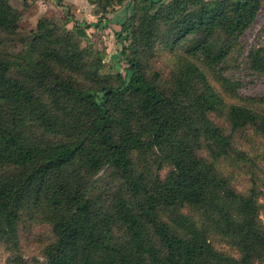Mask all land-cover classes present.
Wrapping results in <instances>:
<instances>
[{
	"label": "trees",
	"instance_id": "trees-1",
	"mask_svg": "<svg viewBox=\"0 0 264 264\" xmlns=\"http://www.w3.org/2000/svg\"><path fill=\"white\" fill-rule=\"evenodd\" d=\"M117 1L122 4L126 0ZM96 2L101 5L100 17L110 16L104 9L110 0ZM130 6L120 25L121 54L126 66L117 72V86L80 87L69 76L65 80L56 76L58 88L84 103L90 112L91 120L82 134L73 132L56 143L31 137L26 129L28 119L49 134L59 132V123L35 95L34 87L11 75L10 61L0 56V168L11 170L0 175L2 231L15 234L19 212L37 184L36 192L48 195L54 213L56 239L46 250L45 264H223L206 238L199 234L186 238L157 220L159 206L182 203L199 205L210 220L216 218L217 226L222 225L225 232L238 239L241 263L249 264L255 257L264 259V231L255 220L253 203L219 178L212 163L195 153L199 147L197 140L205 135L211 140V155L217 159L233 149L230 138L206 118L203 126H198L200 110L193 117L179 109L186 87L183 79H175L173 91L166 95L156 81L145 75L140 58L127 53L133 41L151 50L159 20L163 19L165 24L171 21L168 15L178 14L180 23L173 32L174 40L193 35L189 50L199 54L200 60L218 75L226 93L233 95L236 87L223 75L225 61L239 34L254 19L258 0H198L197 7L196 0H172L157 6L154 13L150 4L135 8L134 0H130ZM188 7L194 8L187 12ZM111 14L112 20H116ZM17 20L18 12L9 0H0V28L15 29ZM74 27L79 26L74 23ZM55 33L50 24L40 21L32 45L39 49L41 45L46 47V53L41 49V59L56 62L68 73L96 82L102 67L100 56L79 49L78 45L63 49ZM80 33L84 35V31ZM252 52V67L264 72V48ZM186 64L204 79L195 64L189 61ZM197 100L205 109L221 102L207 82ZM252 100L256 105H264V94ZM227 115L232 128L254 125L264 134V115L258 111L231 104ZM136 118L147 126L143 132L133 128ZM186 126L191 130V140L184 134ZM164 146L171 169L149 188L144 173L133 171L131 153ZM73 162L82 163V168L91 175L104 167L116 173L122 188L109 206L100 204L101 200L97 203L91 194L92 183L83 181L79 174L68 180L57 173ZM240 215L241 219L234 220ZM111 224L125 228L124 242L112 240Z\"/></svg>",
	"mask_w": 264,
	"mask_h": 264
},
{
	"label": "rangeland",
	"instance_id": "rangeland-1",
	"mask_svg": "<svg viewBox=\"0 0 264 264\" xmlns=\"http://www.w3.org/2000/svg\"><path fill=\"white\" fill-rule=\"evenodd\" d=\"M171 1L134 0V6L138 8L143 4H150L151 13H154L157 6L166 5ZM9 3L18 12L17 27L12 30L0 28V56L10 61L11 75L22 78L34 87L35 95L47 105L59 123V132L49 134L28 119L26 123L28 134L48 143L60 142L62 138L76 131L82 134L91 120L90 112L84 103L58 88L56 76H62V80L69 76L80 87L101 84L117 86V72L126 66V59L121 54L123 39L120 25L124 16L128 14L126 12L130 11V0L122 4L117 0H110L104 8L110 13V16L107 15L110 19L100 17L101 5L96 0H9ZM101 3H104V0ZM193 8L188 7L187 12ZM117 10H120V13H116L117 19L112 20L111 13L118 12ZM66 11L69 19L65 15ZM177 15H168L171 21L165 24L163 19L159 20L161 24L156 30V39L153 40L151 50L146 49L142 43L133 41L127 53L130 52L140 58L145 75L156 81L158 88L166 95L173 91L175 79H183L186 87L178 103L179 109L193 117L197 115V110H200L202 115L197 121L198 126L202 127L203 118H206L228 135L233 149L227 154L214 159L210 152L211 140L205 135L197 140L199 147L195 148V153L204 161L212 163L213 170L219 178L228 182L237 193L253 203L255 220L258 227L264 231V134L254 125L232 128L227 115L231 104L242 105L264 115V105H256L252 100L264 94V72L255 70L251 65L252 51L264 48V0H258L254 19L239 34L225 61L223 75L236 87L233 95L226 93L218 81V75H214L200 60L199 54H192L189 50L193 43V35L174 40L173 32L180 23V17ZM99 19H102L101 22ZM40 21L50 24L56 31L55 37L60 39L59 46L63 49L68 50L78 45L79 49L100 56L102 67L98 71L96 82H89L78 74L68 73L56 62L49 63L41 59V49L46 53V47L41 45L39 49L32 45ZM74 23L79 27H74ZM81 31H84V35L80 33ZM219 39L223 41L222 37ZM187 61L195 64L203 72L204 79L196 70H189ZM205 82L221 98L220 103H215L209 109L201 107L197 100V96L204 91ZM137 118L134 120L133 128L137 132H143L147 126ZM184 134L189 140L193 138L187 126L184 128ZM166 152L164 146L131 153L134 160L133 171L144 173L149 188L153 187L158 178L163 179L171 169L165 159ZM8 173H11L9 168H0V175ZM57 173H61V176L68 180L72 179L74 174H79L83 181L91 182L93 198L97 203L101 200L100 204L106 206H109L117 190L122 188L120 178L109 167H104L91 175L82 168V163L73 162ZM36 190L37 184L33 186L31 195L19 212L15 234H5L0 225V264H45L46 250L56 239L54 213L47 199L48 195L44 191ZM156 218L186 238L196 234L206 238L213 250L223 259L221 260L223 264L224 262L243 264L238 239L225 232L222 225L217 226L216 218L210 220L206 211L199 205L193 203L162 205L156 210ZM241 218L242 215L234 220ZM110 230L113 241H125L126 232L122 225L111 224ZM249 264H264V259L255 257Z\"/></svg>",
	"mask_w": 264,
	"mask_h": 264
},
{
	"label": "crops",
	"instance_id": "crops-1",
	"mask_svg": "<svg viewBox=\"0 0 264 264\" xmlns=\"http://www.w3.org/2000/svg\"><path fill=\"white\" fill-rule=\"evenodd\" d=\"M118 12H115V13H113V15L115 16L116 15V13H120V10H117ZM116 18V17H115ZM123 20V19H122Z\"/></svg>",
	"mask_w": 264,
	"mask_h": 264
}]
</instances>
